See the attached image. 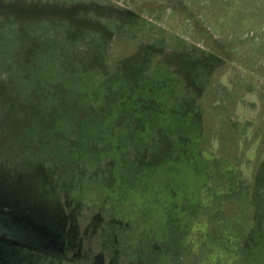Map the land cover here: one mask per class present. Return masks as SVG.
Returning <instances> with one entry per match:
<instances>
[{"label": "rangeland", "instance_id": "obj_1", "mask_svg": "<svg viewBox=\"0 0 264 264\" xmlns=\"http://www.w3.org/2000/svg\"><path fill=\"white\" fill-rule=\"evenodd\" d=\"M7 1L10 0H0V13L12 9V6L7 5L6 9L1 6ZM17 1L39 7L24 15L23 20L35 21L36 27H50L62 49L74 48L75 54L66 60V65L61 58L50 59L48 64L52 65L53 72L47 81L53 85H69L76 89V95H84L93 77L92 54L104 47L112 54L116 67L125 64L120 80L123 83L138 77L141 67L152 62L148 65L149 73L133 89L137 95L133 105L136 124L152 114L149 123L154 129H160L162 119L169 117L165 127L186 133L187 128L198 127L199 109L192 120L188 117L194 107V94L208 85V94L207 91L205 94L215 97L217 102L228 89L237 88L239 94L227 111L222 112L221 107L214 105V118L225 113L232 122L240 118L244 128H232L236 133L242 132V142L246 139L249 145L240 149L231 145L230 151L243 157L240 165L244 177H252L251 154L256 150L255 141L262 140L264 144V0ZM117 33L130 37L133 42L114 39ZM132 51L134 56L130 61L125 54ZM67 71L72 73L71 77H65ZM42 72L40 97L44 102H54L60 91L45 86L47 73ZM257 120L263 130L254 124ZM218 121L214 120L215 126ZM57 122L65 124L66 118H59ZM209 137L208 147L215 150L218 134ZM230 140L235 144V137ZM166 141H160L163 144L159 145L157 156H151V164L142 168L133 159L129 166L135 170L117 186L124 195L117 197L119 205L133 209V222L142 225L134 229V234L148 233L151 240L157 237L187 240L196 232L206 230L205 223L212 220L211 226L216 224V228L223 229L224 215L240 209L234 201L236 195L221 204L217 194L212 197L208 192L210 187L206 183L212 180L209 172L202 180L189 173L183 157L174 161L184 143L176 144L172 138ZM13 143L8 148L9 158L0 159V264H155L152 251L145 253L143 247L132 249L134 255L119 252L116 244L125 234L122 225L115 224L121 217L114 216L108 221L104 218V186L95 195L81 191L82 197L94 199L93 203L76 201L72 187L75 173L69 174L62 168L65 167L62 161L66 163L67 159L56 156L52 166L45 161L46 156H35L36 150ZM17 148L27 155L21 157L15 153ZM16 154L21 157L15 161H21L17 164L18 170L11 161ZM34 157L36 162L32 163ZM69 157L74 162L75 156ZM106 160L101 159L100 163ZM118 170L124 174L119 166ZM257 174L256 190L264 192V159ZM205 190L207 199L203 196ZM225 235V242L234 239V234L231 238ZM250 238L257 241V247L245 251L242 263L258 264L264 260V234L253 232ZM236 249L227 248L223 257L228 260L223 264H230L229 258L237 253ZM192 264L216 262L208 257L206 262L196 260Z\"/></svg>", "mask_w": 264, "mask_h": 264}, {"label": "trees", "instance_id": "obj_2", "mask_svg": "<svg viewBox=\"0 0 264 264\" xmlns=\"http://www.w3.org/2000/svg\"><path fill=\"white\" fill-rule=\"evenodd\" d=\"M7 5L12 6V9L7 13L5 11L0 13V159L3 156L9 158L8 148L11 142H15L13 143L15 146L24 144L22 146L36 150L35 156H46L45 161L52 166H54L52 160L56 156L67 159L66 163L62 161L65 166L62 168L69 174L75 173L72 187L73 192L76 193L74 197L79 202L86 200V196L82 197V190L93 192L91 194L95 195L98 190L102 191L104 186L106 190L102 201L104 218L108 221L114 216L121 217L115 224L117 227L119 224L122 225L125 234L119 240V244H116L119 252L121 250L134 255L132 249L143 247L145 253L152 251L156 259L155 264H192L196 260L197 263L206 262L208 257H211L216 264H223L228 260L223 257L224 252L228 247L233 246L237 247V253L229 258L230 264H243L246 252L257 247L255 246L257 241L250 238L251 234L253 232L258 235L264 234V225L262 226L264 192L262 189L256 190L257 172L264 159V144L262 140L255 141L256 150L251 154L252 177L246 179L240 165L243 157L230 151L231 145L234 149L246 148L249 145L246 139L242 142L243 133L239 131L236 133L232 128V126L237 130L244 128L240 124L241 120L238 118V121L232 122L226 113L223 116L218 114L214 118L215 110H213L215 107H221L222 112L227 111L231 102L235 100L237 88L228 89V92L222 94L223 98L217 102L214 100L215 97L205 94L206 91L208 94V85L203 91L194 94V107L189 110L188 117L192 120L199 109L200 113L196 120L198 127L196 125V128L189 127L186 133H179L175 130L178 128L165 127L169 117L162 119L160 129H154L149 123L152 114L143 117L142 123L136 124L133 105L137 95L133 89L149 73L148 65H152V62L141 67L138 77L123 83L120 80L123 79L125 64L123 66L121 64L118 68L106 47L97 50L92 54L93 77L85 89L86 93L76 95V89L69 85L58 87L47 81L53 72L52 65L48 64L50 59L61 58L66 65V60L75 54L74 48L62 49L56 41V35L51 33L50 27H36L35 21L23 20L24 15H30L33 10L39 9L35 4L27 5L17 0L1 4L5 9ZM113 38L133 42L124 34L117 33ZM125 55L128 60L133 61L131 56H134V51ZM123 60L125 63L126 59ZM111 66L113 69H110ZM42 70L47 73L45 86L60 91L61 95L54 102H44L40 97L38 89L43 86L40 79ZM67 72L65 77H71L72 73ZM164 97L166 98V93ZM81 99L84 100L80 101ZM59 118H66L65 124L59 125L57 122ZM160 118L161 116H157V119ZM217 119L219 124L215 126L214 120ZM254 124L258 125L259 130H263L259 120ZM157 130H161L165 135ZM212 134H218L215 150L208 147V144L211 145L209 136ZM167 138L174 139L176 144L184 143L182 150L173 157L174 161H178L180 156L183 157L182 162L188 164L189 173L200 176V179H204L209 172L212 180H209L206 186L216 189L213 192L208 188L212 197L217 194L222 204L229 201L230 197L232 200L236 195L234 201L239 204L240 209L224 215L225 221L221 224L224 225L223 229L216 228V224L211 226L212 220L210 223H205L206 230L196 232L187 240H179L177 237L172 239L157 237L151 240L148 233L138 234L139 236L134 234V229L138 230L142 225L133 222L135 218L133 209L119 205L120 200L117 197L121 198L124 195L117 186L127 179V174L131 170H135L129 166L133 159L142 168L151 164V156H157L155 154L159 145L163 144L160 141L165 139L167 143ZM232 138L235 144L231 142ZM148 148L150 149L146 151ZM15 153L21 157L27 155L18 148ZM17 154L11 161L18 170L17 164L21 161H15L21 157ZM69 155L75 156L74 162L68 160ZM105 158L108 160L104 164L100 163L101 159ZM35 160L34 157L32 163L36 162ZM118 166L123 170V175L119 173ZM107 171L109 173L106 175ZM126 185L131 187L130 184ZM208 192L207 190L203 192L206 199L209 198ZM86 201L93 203L94 199L87 198ZM122 209L125 214L122 213ZM220 211L225 213L221 207ZM88 217L91 218L90 215ZM125 219L132 221L128 222ZM117 232H119L118 228ZM224 233L228 238L234 234V239L225 242ZM262 242L264 243V238ZM216 249L219 252L216 253ZM262 262L264 260L258 261V264Z\"/></svg>", "mask_w": 264, "mask_h": 264}]
</instances>
